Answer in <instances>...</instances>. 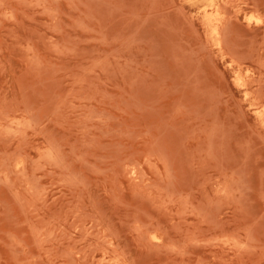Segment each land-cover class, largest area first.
<instances>
[{"label": "rangeland", "instance_id": "rangeland-1", "mask_svg": "<svg viewBox=\"0 0 264 264\" xmlns=\"http://www.w3.org/2000/svg\"><path fill=\"white\" fill-rule=\"evenodd\" d=\"M66 1L0 0V100L9 103L21 100V105L25 103L26 105L42 104L46 105L48 110L52 108V104L64 105L71 102L76 104L67 97L68 84L63 79L64 74L60 69H80L96 61L93 64L94 70L90 74V88L94 91L96 99L90 104L118 105L116 107L111 105L112 109H115L117 119L134 129L125 138V143L129 146L137 145L136 139L139 136L136 132L143 131L145 127H152L156 131L160 129V132H164L171 149L178 152L184 163L187 155L200 144L197 139H190L191 134L199 128V121L195 115H206L208 122L215 117L221 125L222 133L218 138V152L223 154V158L229 162V165H244L245 168L253 171L250 179L252 188L245 199L241 202H227L225 198H222L225 202L222 204L218 220L227 225L228 229L251 225L264 243V206L258 187L261 180L258 173L264 170V125L258 121L251 105L252 96L257 91L264 96V66L258 65L255 61H249V59L237 65L230 61L229 56L218 45L207 39L200 15V7L207 0H198L199 2L197 0L196 2L195 0H106V3L104 0H76L77 5L73 1L75 6L71 4L72 2L68 4ZM216 1L221 2L222 0ZM262 1L264 3V0ZM168 4L170 8L166 9L165 6ZM55 7L58 11H55ZM228 8L229 12H233L232 6ZM49 12H53L51 13L53 18L49 16ZM131 12L138 13L137 17ZM248 12L253 14L252 20L256 19L255 15L264 17V4L259 9L246 8L245 12L241 11L239 20H243L245 18L243 16L248 15ZM55 14L58 15L55 16ZM56 26L60 27L56 29L58 32L54 30ZM235 28L237 33L243 37V51L250 50L251 45L255 57L254 47L261 39L260 33H264V26L252 32L245 31L240 25ZM132 31L135 33L133 34ZM100 32H104L102 33L104 36ZM57 35L69 40L72 44L71 48H75V51L70 48L72 54L68 51L69 47L65 48L67 43L65 45L59 43L60 48L53 43ZM92 35L95 39H92ZM35 42L38 47H33L31 50L33 53H30V47L35 46ZM37 48L40 53L43 52L50 59L49 65L44 70L33 69L26 59L34 55L35 51L34 58L47 59L43 56L44 54L43 57L37 56ZM58 48L59 51L62 50L57 52ZM65 49L70 53H65ZM110 49L111 51H108ZM26 50H29L30 55H27L29 53ZM219 55H222L221 58ZM244 71L246 72L243 74ZM234 72L238 74L235 75ZM233 77L237 79L234 80ZM23 99L28 100L24 103ZM29 100L32 101L31 104ZM20 102H15V105ZM138 103L151 106L121 111L120 107ZM179 103L187 104L189 108L194 109L185 115H178L174 110ZM72 117L74 116L70 108L63 106L54 119L56 121L50 123L49 127L59 136L74 141L76 137ZM86 166L88 165L83 166L87 182L89 181L86 192L90 199L100 207L118 235V244L129 252L130 258H133L137 264L185 263L173 254L149 252L134 235L131 215L135 211L150 213L158 218L162 227L169 229L171 233H174L176 226L190 230L201 229L206 225L198 228L196 218L178 216L176 214L178 208L175 206L167 210L162 205L152 203L143 197V199L135 197L131 193L127 180H123L124 191L118 194L114 186V192L108 193L104 188L109 187V181ZM202 179L203 177L200 176L198 180ZM201 194H207L213 199L219 197L213 184L209 182L201 189L199 195ZM68 196L69 190L66 185H53L49 189L48 200L51 199L50 197H57V208L64 213L67 209L65 199ZM81 229L65 221L62 247L67 248L72 245L79 247L81 258L78 257L75 264L77 262L78 264H96L99 261L100 264H106L101 258L100 250L105 242L101 241L96 233L94 234V230L89 234ZM94 243L95 245H90ZM235 256L230 249L205 244L186 261L190 264H229L232 260L235 263ZM257 257L258 253H253L246 263H253ZM199 258L203 260L198 261ZM44 261L39 264H56L51 263L50 260ZM0 264L14 263L3 255L0 256Z\"/></svg>", "mask_w": 264, "mask_h": 264}, {"label": "bare ground", "instance_id": "bare-ground-1", "mask_svg": "<svg viewBox=\"0 0 264 264\" xmlns=\"http://www.w3.org/2000/svg\"><path fill=\"white\" fill-rule=\"evenodd\" d=\"M73 1L76 3V0H67L66 2L68 4L72 2L73 5ZM104 2L107 1L104 0ZM151 2L149 3L151 4ZM263 4L262 0H222L221 2L207 0L202 6L200 5L201 7L199 6L201 23L207 39L218 45L229 56L230 61L237 65L249 59V61H255L258 65L264 66V33H260L261 39L254 47L256 52L254 57L251 45L249 46L250 50L243 51V37L237 33L235 28L240 25L245 31L252 32L258 30L262 25L264 26V17L255 15L256 19L252 20L253 14L250 12L243 16L245 17L243 20H239L241 11L245 12L246 8L259 9ZM169 6L170 4L166 5V9ZM229 6H232L233 12H229ZM55 9L58 11L57 7ZM109 10L111 11L110 8ZM49 13V16L53 14V12ZM131 14L133 13L131 12ZM57 15L55 14V16ZM57 28L60 29L56 26L54 30ZM96 33L98 32L96 31ZM194 33L196 34V32ZM101 39L103 40L102 37ZM54 40L53 43L57 46L59 43H64V45L67 43V47H63L71 48L72 44L67 38L57 35ZM73 44L75 45V43ZM28 46L30 47V45ZM36 46L29 48L30 53H33L31 50ZM58 47L60 48V45ZM59 48L57 52L62 50L59 51ZM72 48L75 51V48ZM38 49L37 56L46 58L47 56L43 52L41 54ZM69 49L68 51H71L69 53L72 54V50ZM28 51L27 53H29ZM68 51L66 52L65 49V53ZM35 53L30 57L26 56L27 62L33 69L44 70L49 65L50 59L48 57V60L41 57V59H36L34 58ZM57 55L60 54L57 53ZM94 62L96 61L91 62L88 67L80 69H60L64 74L63 79L68 84L67 97L70 101H75L76 104L72 102V104L64 105L52 104V108L48 110L46 105L42 104L26 105L25 101L28 99L25 101L23 99L25 104L22 105L21 100L13 103L0 100V256L5 255L14 264H39L44 260H50L51 263L56 264H75V260L81 256L79 247L76 245L62 247L63 224L68 221L73 227H78V229L81 227L89 234L94 230V234L96 233L100 240L105 242L100 250L101 258L105 260L106 264H137L133 258L129 257V252L118 244L117 233L100 207L90 199L86 192L89 181L87 182L83 166L88 165L86 167L101 174L105 180L109 181V187L104 188L108 193L114 192V186L117 189L116 193L124 191L123 180H127L131 193L135 197L145 198L152 203L162 205L167 210L175 206L178 208L176 211L178 216L196 218L198 228L206 225L201 229L190 230L174 226V233H171L169 229L162 227L155 216L147 212L135 211L131 215V227L135 237L149 252L173 254L174 257L178 256L180 260L185 261L184 264H190L186 260H189L198 248L210 244V246L217 245L222 249H230L236 255L235 263L232 260L229 264H247V259L255 252L258 253V257L251 264H264V243L251 225L228 229L227 225L218 220L225 199L227 202H241L245 199L252 188L250 179L253 176V171L245 168L244 165H229V162L223 158V154L218 152L217 143L221 125L216 118L214 117L208 122L206 115H195L199 121V128L191 134L190 139H197L200 144L187 155L185 163L181 161L178 152L171 149L164 132H160V129L156 131L152 127H145L143 131L136 132L139 136V140L136 139L137 145L129 146L125 143V138L134 129L117 119L115 109L111 107L113 104H90L96 99L94 91L90 88V74L94 70ZM239 76L237 78H240ZM132 78L134 79V77ZM243 93L245 94V92ZM15 102H20V104L16 103L15 105ZM28 102L31 104L32 101ZM132 103L134 102L132 101ZM251 103L252 111L255 112L258 121L264 125V96L257 91L256 94H253ZM63 106H68L74 116L72 117L76 137L74 141L59 136L49 127L50 123L56 121L54 119ZM149 106L151 105L138 103L127 104L120 108L121 111H129ZM193 109L189 108L187 104L179 103L174 111L182 116ZM137 136L135 135V137ZM258 175L261 179L260 186H258L259 196L264 206V170H261ZM200 176L203 177L202 180H198ZM207 182L213 184L215 192L219 195L217 199H213L207 194L199 195ZM60 184L66 185L69 190V196L65 199L67 209L64 213H61L57 208V197H50L51 199L48 200L50 187ZM167 213L172 214L171 212ZM258 215L260 216V214ZM90 245H95V243Z\"/></svg>", "mask_w": 264, "mask_h": 264}]
</instances>
